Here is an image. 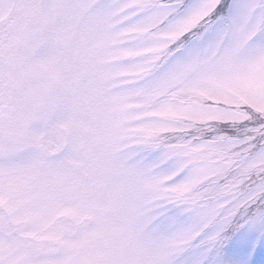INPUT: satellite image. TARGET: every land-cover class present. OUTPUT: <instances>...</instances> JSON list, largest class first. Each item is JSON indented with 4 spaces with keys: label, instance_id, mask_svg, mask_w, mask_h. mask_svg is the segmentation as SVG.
<instances>
[{
    "label": "rangeland",
    "instance_id": "1",
    "mask_svg": "<svg viewBox=\"0 0 264 264\" xmlns=\"http://www.w3.org/2000/svg\"><path fill=\"white\" fill-rule=\"evenodd\" d=\"M89 3L0 0V92L16 91L6 105L31 106L43 127L40 141L0 140V264H171L180 244L129 158ZM242 47L226 51L218 87L244 100L264 94V50ZM45 158L56 173L27 168Z\"/></svg>",
    "mask_w": 264,
    "mask_h": 264
},
{
    "label": "snow or ice",
    "instance_id": "2",
    "mask_svg": "<svg viewBox=\"0 0 264 264\" xmlns=\"http://www.w3.org/2000/svg\"><path fill=\"white\" fill-rule=\"evenodd\" d=\"M129 158L151 181L171 264H264V94L218 87L264 50V0H90Z\"/></svg>",
    "mask_w": 264,
    "mask_h": 264
},
{
    "label": "flooded vegetation",
    "instance_id": "3",
    "mask_svg": "<svg viewBox=\"0 0 264 264\" xmlns=\"http://www.w3.org/2000/svg\"><path fill=\"white\" fill-rule=\"evenodd\" d=\"M15 93L16 91L0 92V140H17V143H19L20 141L18 140L22 138H25L26 141L31 140L30 136L33 135L32 137L35 141H40L43 127L41 123L36 124L35 119L40 120L42 114L32 110L31 106H22L19 105L18 102L16 103L17 105H14L13 103L12 106H7V103L10 104L14 102V99L17 97ZM68 130L69 129H67V127L64 130V132H66V136H68L69 134ZM64 146L67 148V145ZM56 154L58 156L61 153ZM54 156V159H57L55 153ZM54 159L50 160L48 162V165H45V161L49 159L45 158L43 159V161L39 162V165L34 162L32 163V165H28L27 168H29V170L31 171L34 170V173L37 176H39L41 172H44L43 169H45L46 172L56 173L57 167L55 165ZM52 166H55L56 169ZM56 210L57 209L55 207L54 211Z\"/></svg>",
    "mask_w": 264,
    "mask_h": 264
}]
</instances>
